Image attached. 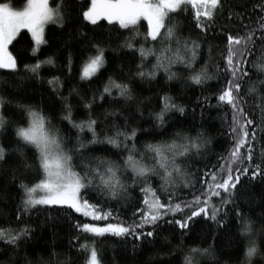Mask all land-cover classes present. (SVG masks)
Here are the masks:
<instances>
[{
	"label": "trees",
	"instance_id": "trees-1",
	"mask_svg": "<svg viewBox=\"0 0 264 264\" xmlns=\"http://www.w3.org/2000/svg\"><path fill=\"white\" fill-rule=\"evenodd\" d=\"M5 2L14 10H21L27 4V0H0V3ZM69 3L71 19L66 17L62 27L49 23L44 31L46 43L38 49L31 33L25 29L18 33L9 46V52L16 59L17 70L15 74H10L9 70L0 69V96L10 102L4 108L8 121L6 130L0 131V143L14 149L17 145L15 127L27 126L23 110L16 107L20 104L31 106L49 118L51 124L59 130L65 146L73 147L77 143V129L62 119L66 111L64 105L68 104L71 106V118L74 122L86 121L89 114L97 121L98 140H102L105 134L113 135L117 129L130 131L135 128L136 148L140 151H143L144 144L167 141L177 131L186 132L193 137L201 132L210 143L201 150L199 156L192 157L190 170L204 169L206 166L211 168L218 164V155L222 152L227 155L225 150L229 147V140L224 133L227 124L231 122L228 107L217 106L216 94L225 83L223 74L202 86L194 85L187 78L188 72L180 64L172 66L171 70L177 73V77L171 80L167 79L162 69L157 71L154 78L137 76L138 65L141 63L139 52L123 45L126 38H132L136 49L141 46L145 49L155 47L156 42L145 41L144 38L147 21L139 20L132 26L135 28L134 32L131 28L121 29L116 22L110 23L104 19L99 20L97 25H91L77 15L83 10L82 5H90V0H69ZM261 4H264V0H221L222 7L216 10L214 23L206 38H198L200 30L196 27L195 9L191 5L184 8L182 13L171 14L175 16L181 36L198 39L201 44V54L194 68L199 70L207 63L208 71L212 73L214 62H220L223 66L220 53L226 43V33L242 35L246 29H253L259 35V25L264 17ZM50 6H54V0H50ZM201 20L206 18L202 16ZM93 43L103 48L105 63L92 78L81 79L83 63L90 54H95V49L91 47ZM259 54L258 51L257 55ZM49 57L54 64L44 63ZM69 61L71 71L68 70ZM38 62V74H33L24 67ZM143 63V71L147 73L153 70L155 58L149 55ZM247 67L250 68L249 76L256 88L264 87L258 82L259 79H264V72L251 64ZM54 77L59 80H53ZM113 82L127 84L132 98L128 100L118 96ZM106 85L111 89V96L103 93ZM206 96L210 97L209 101L204 100ZM164 97L170 98L178 106H183L184 112L169 109L165 111L164 123L158 124L155 114L162 110L166 102ZM245 100L248 101L245 111L249 113V118L259 124L264 119V98L258 94H250L245 96ZM89 102L90 108H85L84 105ZM251 127L253 126H249L250 130ZM79 135L85 143L91 139L87 130ZM261 150H264V131L257 127V141L253 143L254 160L260 158ZM84 152L86 162H95V158L120 161L124 149L98 142L89 144ZM33 154L30 147L25 148L24 155L30 161ZM73 163L79 164V158L74 157ZM235 166L234 164L233 167ZM199 174L197 172V176ZM40 175L41 172L35 167L25 169L18 153L10 154L7 162L0 164V230L14 233L25 225L30 229L29 234L21 238L18 249L13 250L10 245L0 241V264H23L25 260L37 264L39 260H48L49 252L54 253L53 259L62 260L64 264H87L89 251L81 246H91L92 234L78 233L76 224L78 221L88 223L89 218L66 206L38 205L27 214L21 211L17 219V209L22 208L19 183L23 181L31 186L38 182ZM130 175L128 172L123 177L128 183ZM246 179L241 178L244 187L239 191L238 202L241 210L252 221L257 243L264 250V183L259 178L245 183ZM152 183L157 185L159 181L153 178ZM198 189L200 185L197 183L196 190ZM196 190L178 187L176 200H191L193 191ZM92 195L95 196V193ZM140 196L142 194L136 187H130L126 198L111 201V206L119 212V221H94L102 224L131 223L135 218L132 213ZM163 199L162 197V201ZM188 211L185 208L183 212L170 214L164 217V221L180 218ZM164 221L158 225L146 226L144 231L152 228L155 231L152 237L141 241L106 234L107 242L99 253L102 264H183L184 255L191 247L209 249L210 255L201 258L200 264H245L244 253L248 238L240 234L241 222L231 212L222 226L202 216L196 217L194 222H190V231L183 236L176 225ZM252 264L264 262L257 255Z\"/></svg>",
	"mask_w": 264,
	"mask_h": 264
},
{
	"label": "snow or ice",
	"instance_id": "snow-or-ice-1",
	"mask_svg": "<svg viewBox=\"0 0 264 264\" xmlns=\"http://www.w3.org/2000/svg\"><path fill=\"white\" fill-rule=\"evenodd\" d=\"M188 5L195 9L196 27L200 30L198 38H206L214 23L216 10L222 7L221 0H90V5L87 3L82 5L83 10L77 15L91 25H97L99 20L104 19L110 23L116 22L121 29L131 28L133 32L135 28L132 26L140 19L147 21L144 38L145 41L156 42L155 47L145 49L141 46L136 49L132 38H126L123 45L139 52L141 63L138 65L137 76L154 78L157 71L162 69L167 79L171 80L177 77V73L171 70L172 66L180 64L188 72L187 78L194 85L202 86L223 74L225 83L216 94L217 106L228 107L231 122L227 124L224 133L229 140V147L225 150L227 155L223 152L219 154L218 164L212 165L211 168L206 166L204 169L190 170L192 157L199 156L201 150L210 143L201 132H197L193 137L186 132L177 131L167 141L144 144L143 151H140L136 148L135 128L130 131L117 129L113 135L105 134L102 140H98L97 121L89 114L86 121L74 122L71 118V106L68 104L64 105L66 111L62 119L77 129V143L73 147L65 146L59 130L51 124L49 118L31 106L20 104L16 107L23 110L27 126L15 127L17 145L14 149L0 143V164L6 163L10 154L18 153L25 169L35 167L41 172L38 182L33 185L29 186L23 181L19 183L22 208L17 209V219L21 211L27 214L37 205H66L92 220L119 221V212L111 206V201L126 198L130 187H136L142 194L133 210L132 215L135 218L131 223L108 222L98 226L77 222L78 233L92 234L91 246H81L90 251L88 264H102L99 253L108 239L105 234L121 238L131 237L141 241L152 237L155 231V228L144 231L146 226L158 225L164 221V217L183 212L185 208L189 211L180 218L164 221L176 225L181 236L190 231V222H194L196 217L202 216L222 226L224 219L231 212L234 218L241 222L240 234L248 238L244 253L245 264H252L253 258L257 255L264 262V250H261L257 243L253 223L241 210L238 202L239 191L244 187L241 183L242 177L247 178L245 183L256 181L257 178L264 183V150H261L259 159H253L257 127L264 131V119L255 124L245 111L248 103L245 96L258 94L264 98V87L256 88L252 77L249 76L250 68L247 67L251 64L264 72V17L261 18L259 25L261 29L259 35L253 29H246L242 35L225 34L226 43L220 53L223 66L220 62H214L212 64L214 72L210 73L207 63L199 70L194 68L201 54V44L198 39L181 36L177 30L175 16L171 15L182 13ZM260 7L264 10V4ZM70 8L69 0H54V6L49 5V0H27L26 6L19 11L14 10L9 3H0V69L9 70L10 74L16 73L17 62L9 52L8 45L21 29H27L31 33L38 49L41 44L46 43L45 25L52 23L62 27L66 17L71 19ZM202 16L206 20L202 21ZM91 47L95 49V54H90L82 65L81 79L85 80L94 76L105 63L103 48L97 43H93ZM211 53L210 46L209 59ZM149 55L155 58V63L152 65L153 70L146 73L143 71V61ZM44 63L52 65L54 61L49 57ZM70 63L69 61V71ZM39 66V62L32 66L24 65L25 69L33 74H38ZM53 80L59 78L54 77ZM258 82L264 86V79H259ZM113 86L117 89L118 96L128 100L132 98L127 84L113 82ZM103 93L111 96V89L106 85ZM163 99L166 102L162 110L155 114L158 124L164 123L165 111L169 109L184 112L183 106L171 102L170 98ZM204 100L209 101L210 97L206 96ZM6 103L10 102H6L5 98L0 96V131L6 130L8 121L4 113ZM90 106L91 102L84 105L85 108ZM249 126H253L251 130ZM85 130L91 135V139L86 143L79 135ZM98 142L107 143L114 148H123L121 160L95 158V162H86L84 150L89 144ZM28 147L34 153L31 161L24 155L25 148ZM74 157L79 158V164L73 163ZM128 172L131 173L128 178L130 183L123 179L124 174ZM197 172L200 173L199 176ZM153 178L159 181L157 185H153ZM197 183L200 185L198 190ZM181 186L196 190L193 191L191 200H176V190ZM38 191L43 195L37 197L35 194ZM92 193H95V196ZM29 232L30 229L26 225L14 233L0 230V241L15 250L20 247L21 238L26 237ZM206 255H210L208 248L191 247L184 255L183 264H200L201 258ZM53 257L54 253L49 252L48 260H39L37 264H64V261ZM23 264L32 262L25 260Z\"/></svg>",
	"mask_w": 264,
	"mask_h": 264
},
{
	"label": "rangeland",
	"instance_id": "rangeland-1",
	"mask_svg": "<svg viewBox=\"0 0 264 264\" xmlns=\"http://www.w3.org/2000/svg\"><path fill=\"white\" fill-rule=\"evenodd\" d=\"M49 5H50V0H49ZM21 10H23V9H21ZM18 11H19V10H18ZM140 20H144V19H140ZM48 24H49V23H48ZM48 24L45 25V28H46V26H47ZM21 30H24V29H21ZM21 30H20V31H21ZM25 30H27V29H25ZM20 31H19V32H20ZM44 31H45V29H44ZM19 32H18V33H19ZM18 33H17V35H18ZM17 35H16V36H17ZM15 38H16V37H15ZM15 38H14V39H15ZM14 39H13V40H14ZM11 43H12V42H11ZM41 45H42V44H41ZM9 46H10V44L8 45V50H9ZM91 78H92V77H91ZM35 195H36L37 197H39L40 195H43V193L38 191ZM37 206H38V205H37ZM42 206H50V205H42ZM51 206H59V205H51ZM64 206H66V205H64ZM66 207H67V206H66ZM186 209H187V208H186ZM86 218H87V219L89 218V220H90V221H88V223H92V224H95V225H98V226H103V225H104V224H102V223H100V222H99V223L95 222V221L92 220L90 217H86ZM113 223H114V222H113ZM105 235H106V234H105ZM88 257H89V259H90V251H89V255H88ZM87 264H88V263H87Z\"/></svg>",
	"mask_w": 264,
	"mask_h": 264
}]
</instances>
